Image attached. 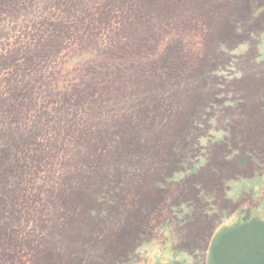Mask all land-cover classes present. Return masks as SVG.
Instances as JSON below:
<instances>
[{
    "label": "rangeland",
    "instance_id": "rangeland-1",
    "mask_svg": "<svg viewBox=\"0 0 264 264\" xmlns=\"http://www.w3.org/2000/svg\"><path fill=\"white\" fill-rule=\"evenodd\" d=\"M246 215L264 0H0V264H204Z\"/></svg>",
    "mask_w": 264,
    "mask_h": 264
},
{
    "label": "trees",
    "instance_id": "trees-1",
    "mask_svg": "<svg viewBox=\"0 0 264 264\" xmlns=\"http://www.w3.org/2000/svg\"><path fill=\"white\" fill-rule=\"evenodd\" d=\"M156 93L157 91L153 93L154 97L152 100L155 101H152L154 102L153 107L161 108L163 105L167 106V98L162 94V96H159V93L158 95ZM152 102H150V104H152ZM147 103L149 102H143L140 104L145 105ZM145 109L146 108L140 107L141 111H144ZM186 123L189 125V122ZM186 136L187 134L183 132L181 137L178 139L186 141ZM129 142L130 144H133L131 141H125L124 143L129 144ZM134 145L135 147H138L137 144ZM173 151L174 150H172L170 154H167L164 157L165 160L162 162L164 163L162 170H164L163 172L165 173L172 170L170 169L171 165L174 167L172 158L177 155H175ZM94 155L99 158L102 157L100 152L97 154L94 153ZM87 156L89 162L85 163L86 167L89 171H93L95 161L90 162L93 156L91 153ZM185 160L179 161V159L176 158L175 164L177 168L174 170L186 171L187 169L183 168V165L186 163ZM190 164L191 169L194 170L199 164V161L197 160L196 162H191ZM109 188H115V186L109 182ZM108 195L109 191L108 193H105L103 197L98 196V198H104ZM204 264H264V220L254 217L251 218L246 215L231 226L216 228V231L213 232V235L209 240Z\"/></svg>",
    "mask_w": 264,
    "mask_h": 264
}]
</instances>
